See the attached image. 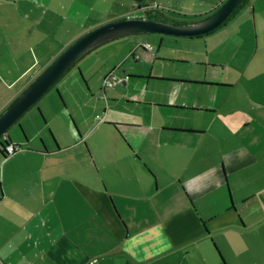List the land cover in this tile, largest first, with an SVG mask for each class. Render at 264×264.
I'll return each instance as SVG.
<instances>
[{
  "label": "crops",
  "instance_id": "0c3cea01",
  "mask_svg": "<svg viewBox=\"0 0 264 264\" xmlns=\"http://www.w3.org/2000/svg\"><path fill=\"white\" fill-rule=\"evenodd\" d=\"M54 1L0 0V113L54 59L43 50H33L51 31L60 35L85 9L100 11L102 17H109L107 22L146 14L135 0H112L121 3L118 13H112L120 16L112 17L101 7L108 0H56L74 12L55 19L51 14ZM149 1L165 7L177 4L197 14L211 13L225 0ZM138 9L141 14H133ZM152 12L183 20L160 10ZM224 27L217 43L212 39L209 51L216 55L222 43L237 42L227 58L219 54L217 60H210L223 69L233 62L228 76L209 81L189 73L163 74L182 78L177 83L184 87H173V97L155 99V103L144 100L153 107L146 115L142 110L143 120H104V114L115 111L116 102L105 111L87 99L86 105L91 103L88 116L100 122L90 134H83L74 123L80 137L62 146L51 133L44 135L42 126L49 122L45 117L41 126L30 123L35 124V137L40 136L39 146L30 145L28 134L10 136L21 147L6 157L0 152V264H264V82L241 90L244 79H264V0H249L220 26ZM71 33L67 46L84 32ZM135 40L137 46L147 43ZM127 44L122 43L123 48ZM120 65L113 68L122 74L120 84L125 85ZM107 89L102 87L100 98L114 97L118 91ZM250 91L257 98L237 104ZM217 96L219 104L211 101ZM48 101H53L51 95ZM159 109L171 118L164 119ZM190 113L214 114L210 136L204 125L189 124ZM156 114L161 115L159 120ZM149 116L157 141L171 144L165 153L157 147L155 159L139 143L148 135L134 132L122 134L129 149L121 153L88 148L93 164L83 150L73 153L72 165L69 157L55 164L48 161L53 154L94 138L103 123L141 130ZM107 164L113 167L104 176Z\"/></svg>",
  "mask_w": 264,
  "mask_h": 264
},
{
  "label": "rangeland",
  "instance_id": "374dc122",
  "mask_svg": "<svg viewBox=\"0 0 264 264\" xmlns=\"http://www.w3.org/2000/svg\"><path fill=\"white\" fill-rule=\"evenodd\" d=\"M144 2L147 3L148 0H144ZM198 4L199 3L196 2L195 5L197 6ZM194 6L189 8H193ZM101 7L103 10L111 12L110 17L120 16L112 14L116 10L117 13L120 10L121 3L119 2L108 0L106 3V1H103ZM156 10L163 11L165 14H169V16L181 17L183 20L186 19L188 21L201 19L210 14L209 11H204L203 13L197 14L190 13L187 9L177 7V4H167L166 7L159 4V8ZM167 10L169 11L166 12ZM73 12V8L70 10L69 5L68 8L65 9L60 6L56 0L52 3L51 14L55 19L56 17L58 19L63 18L66 13L68 16H71V13ZM133 14L140 15V9H138V11H134ZM77 19L78 20L76 23H74L76 18L74 19L73 24L67 23V27L63 29L60 35L51 31L50 36L46 37L44 41L39 43L33 50H43L48 55V57L55 58L58 55L60 49L64 47L67 48L71 44L70 43L68 46L66 44L67 40L70 38L71 32V34H76L78 32L86 33L88 30L106 23L109 17H102L100 11L92 10L88 12L85 9L84 14L78 16ZM53 23L55 24V22ZM226 28H230V26ZM226 28L219 27L218 32L210 35L175 36L153 32L138 34V36H136V34L125 35L120 38L108 41L85 54L79 59V61H77L76 65H72L65 72V74H63L60 79L49 89L48 93L43 95L26 113L20 117L16 123H14L8 129L7 134H9L12 139L18 138V135L23 136L24 133L28 134L29 138L31 139L30 145L39 146L40 136L35 137V124L31 126L30 123L32 121L34 123L36 122L38 126L43 124V118L39 111L40 108L42 113L49 121L48 125L42 126L44 135L50 137V131H52L55 138L60 140L62 146H65L63 144H69L73 141V138L80 137L78 132L79 129L77 130L76 126H79L80 131L83 134H90L93 132V130L97 129L96 126L100 123L96 120V118L93 120L88 116L91 110V103L86 105L87 99H92L93 103H99V107L102 110L105 109V111L109 108L110 104L116 102L114 105V108H116L115 111L111 109L108 114H104V120H109V118L114 117L121 118V120H134L133 122H137V120H143L142 110H145L144 114L146 115L147 111L153 107L152 105L145 104L147 101L144 100H150V102L155 103L157 102L154 101L155 99L173 97V87H176V89L184 87L182 86L183 84H178L177 81L165 80L161 78L165 77L174 79L177 77L164 76L163 74L183 75L189 73L190 76H197L198 78L207 79L209 81H216L217 79L223 78V76H228V73L231 70L230 65L233 64V62L223 69L221 65L213 63L210 60H217L219 54H221L223 58H227L229 56V50L231 46L237 42L228 40L222 43L220 48L221 53L216 52V55L211 54L209 51L211 49L212 39H215V42L217 43V37L219 33H222ZM68 29L70 31H68ZM36 33L39 32L36 31ZM84 33L81 34L83 35ZM135 39L143 40L141 41L142 43L147 42L149 45H151L154 48L153 52H156V56H154V53L151 50L145 49L143 46H137V41ZM124 42L125 44H128L123 48L122 43ZM132 49L135 50L134 54L129 53V51ZM217 51L219 52V50ZM118 62H121L122 64L120 65V68L125 69L123 74L125 75L127 84L122 85L120 84L122 82H120L117 84L119 86H106V88L117 89L118 91L114 97H109L108 95V97H104L105 99H102L100 98V94L103 93L102 87H104L105 75L111 70L116 71L113 66ZM80 68L83 69V72ZM231 76H233V74H231ZM244 80L245 81L241 87L243 92H246L249 89L248 86L255 87L261 85L260 82H264V79H258L257 81H252L251 79ZM110 89L107 90L110 91ZM164 89L165 91H162ZM213 89L215 88H212L209 91H212ZM58 90L61 92L63 100L59 96ZM223 91L225 90L218 89L216 92ZM262 94L264 95V93ZM50 95L53 97V101H48ZM252 96L254 99L257 98L256 95L252 93V91H250L249 94L243 93L244 101L241 102L238 100L237 104H247L249 102V98ZM211 101L216 104L220 103L218 96L213 98ZM158 107L159 106H156L157 109ZM159 111L163 115L164 119L166 117L171 118L170 114L167 115L161 109H159ZM127 112H131L132 114L130 115ZM78 113L82 119H79L77 115ZM188 116V122L190 125H204L209 130L208 134L210 133V128L215 117L214 114L190 113ZM160 117L161 115L156 114L155 120H159ZM152 119V116L147 117L146 120L149 123H147V125H145L141 130L125 126L118 127V129H116L114 126L103 123L102 126L96 130L95 134H93L94 138L90 137L87 139V142L84 141L82 143H78L76 146L67 149L64 153L53 154V157H51V159L48 161L51 164H55V162L57 163L59 160L69 157L71 158L69 165H72V161L74 160L73 153L77 152V150H83L86 152L87 156L91 159V163L93 164V159L88 152V148H92L98 152L119 151L121 153L124 149H129L122 134H131L134 132L135 134L145 133V135H148L147 137L144 136V138H142L139 143L141 149L146 151L150 156L153 157V159H155V151L157 147L159 150L165 153L168 149H170L169 145L171 146V144L165 140L161 141L160 143L157 141L158 139L154 136L157 129H154ZM27 121H29L28 125ZM120 122L125 123L122 121ZM179 122H183V120H180ZM173 127L176 128L175 126ZM167 135L174 137L177 134ZM97 140L99 143H97ZM101 140L103 141L101 142ZM82 164L85 163L83 162ZM111 167H113L112 164H107L104 166V176L111 172Z\"/></svg>",
  "mask_w": 264,
  "mask_h": 264
},
{
  "label": "water",
  "instance_id": "95a60500",
  "mask_svg": "<svg viewBox=\"0 0 264 264\" xmlns=\"http://www.w3.org/2000/svg\"><path fill=\"white\" fill-rule=\"evenodd\" d=\"M145 9V16H131L98 25L73 41L55 57L35 79L0 113V138L16 123L81 57L97 46L125 35L162 33L175 36H200L220 27L241 0H225L214 12L182 23L150 18L144 0H135ZM125 70V69H124Z\"/></svg>",
  "mask_w": 264,
  "mask_h": 264
},
{
  "label": "trees",
  "instance_id": "16d2710c",
  "mask_svg": "<svg viewBox=\"0 0 264 264\" xmlns=\"http://www.w3.org/2000/svg\"><path fill=\"white\" fill-rule=\"evenodd\" d=\"M249 0H241L240 1V3L236 6V8L233 10V12H232V14H231V16L226 20V21H228L236 12H238L244 5H246V3L248 2ZM144 4V3H143ZM142 4V5H143ZM139 6H140V4H139ZM218 8V7H217ZM216 8V9H217ZM216 9H212V11H211V13L212 12H214ZM210 13V14H211ZM147 16L148 17H150V18H156V19H163V20H168V21H172V22H177V23H182V22H187V20L185 19V20H175V19H169V18H167L166 16L167 15H161L159 12H152V11H150L148 14H147ZM208 16V15H207ZM226 21L224 22V23H226ZM223 23V24H224ZM143 47L145 48V49H147L144 45H143ZM113 71V70H112ZM162 79H165V80H174V81H180L179 79H171V78H165V77H161ZM59 80V79H58ZM195 83H200V84H208V85H223L224 86V84H221V83H210V82H206V81H198V82H195ZM58 93H59V96L61 97V99H62V95H61V92L58 90ZM101 96H105V94H102ZM63 100V99H62ZM191 109H193V110H197L198 108H196V107H190ZM40 111V114H41V116H42V118L43 119H45V116H44V114L42 113V111H41V109L39 110ZM104 121V120H103ZM106 123H108V124H113V125H115L116 126V124L117 123H113V122H106ZM172 129H178V130H182V131H192V132H195V131H197V130H194V129H183V128H172ZM50 133H51V135L54 137V134H53V132L52 131H50ZM9 142H12V140H11V138H10V135L9 134H7V132H6V134H4L1 138H0V152L4 155V157H6L7 155H10V154H12V153H9L7 150H5V144H7V143H9ZM13 143V142H12ZM15 145H19L20 147H21V145L20 144H18V143H15ZM20 150V148L19 149H14V153L15 152H17V151H19Z\"/></svg>",
  "mask_w": 264,
  "mask_h": 264
},
{
  "label": "built area",
  "instance_id": "2783aa9c",
  "mask_svg": "<svg viewBox=\"0 0 264 264\" xmlns=\"http://www.w3.org/2000/svg\"><path fill=\"white\" fill-rule=\"evenodd\" d=\"M147 7L152 10H156L159 8V4L156 1H152L149 3ZM143 45L152 52L154 51L153 47L148 43H145ZM121 75L122 74H120L117 71H111L104 79V87L106 86L115 87L120 82H123L124 78ZM19 148H20L19 145H15V143L12 142L5 144V150H7L9 153H14V149H19Z\"/></svg>",
  "mask_w": 264,
  "mask_h": 264
},
{
  "label": "clouds",
  "instance_id": "9594fccd",
  "mask_svg": "<svg viewBox=\"0 0 264 264\" xmlns=\"http://www.w3.org/2000/svg\"><path fill=\"white\" fill-rule=\"evenodd\" d=\"M150 2H152V1H149V3ZM145 3V2H144ZM149 3L147 2L146 4H144L145 6H148L149 5ZM146 8H148V7H146ZM148 9H150V8H148ZM151 11H155V10H152V9H150Z\"/></svg>",
  "mask_w": 264,
  "mask_h": 264
},
{
  "label": "flooded vegetation",
  "instance_id": "af4514ba",
  "mask_svg": "<svg viewBox=\"0 0 264 264\" xmlns=\"http://www.w3.org/2000/svg\"><path fill=\"white\" fill-rule=\"evenodd\" d=\"M144 4H146V3H144ZM144 4H143V6H144ZM145 10V9H144Z\"/></svg>",
  "mask_w": 264,
  "mask_h": 264
}]
</instances>
